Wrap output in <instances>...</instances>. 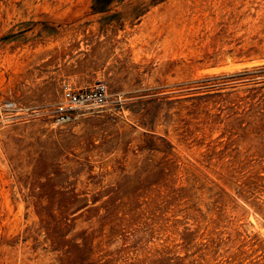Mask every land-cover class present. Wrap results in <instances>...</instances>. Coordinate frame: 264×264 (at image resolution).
<instances>
[{
  "label": "rangeland",
  "instance_id": "rangeland-1",
  "mask_svg": "<svg viewBox=\"0 0 264 264\" xmlns=\"http://www.w3.org/2000/svg\"><path fill=\"white\" fill-rule=\"evenodd\" d=\"M0 264H264V0H0Z\"/></svg>",
  "mask_w": 264,
  "mask_h": 264
},
{
  "label": "built area",
  "instance_id": "built-area-1",
  "mask_svg": "<svg viewBox=\"0 0 264 264\" xmlns=\"http://www.w3.org/2000/svg\"><path fill=\"white\" fill-rule=\"evenodd\" d=\"M105 89H106L105 85L100 84V85L97 86V90L99 92L105 91ZM66 97H67L68 102L70 103V108H72L73 105L78 104V103H80L82 101H85V100L89 99L90 95L89 94L78 95L77 93H73V92L67 91L66 92ZM62 109H64V108H62Z\"/></svg>",
  "mask_w": 264,
  "mask_h": 264
}]
</instances>
